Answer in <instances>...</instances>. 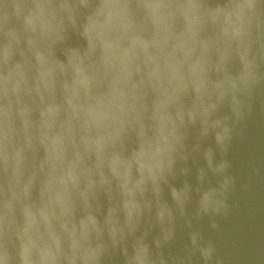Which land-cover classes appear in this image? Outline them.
Masks as SVG:
<instances>
[{
  "label": "clouds",
  "instance_id": "9594fccd",
  "mask_svg": "<svg viewBox=\"0 0 264 264\" xmlns=\"http://www.w3.org/2000/svg\"><path fill=\"white\" fill-rule=\"evenodd\" d=\"M253 121L264 0H0V264H232Z\"/></svg>",
  "mask_w": 264,
  "mask_h": 264
},
{
  "label": "water",
  "instance_id": "95a60500",
  "mask_svg": "<svg viewBox=\"0 0 264 264\" xmlns=\"http://www.w3.org/2000/svg\"><path fill=\"white\" fill-rule=\"evenodd\" d=\"M264 153V122L253 121L234 143L231 153L232 172L236 178L234 191L229 198V214L216 218V233L211 234L220 243V252L233 257L232 264H264V250L250 247L257 227L264 230V175L249 184V162L256 142ZM237 242L233 248L231 244Z\"/></svg>",
  "mask_w": 264,
  "mask_h": 264
}]
</instances>
